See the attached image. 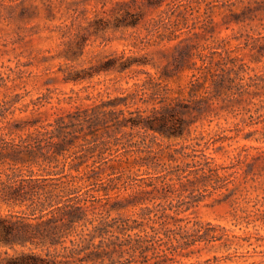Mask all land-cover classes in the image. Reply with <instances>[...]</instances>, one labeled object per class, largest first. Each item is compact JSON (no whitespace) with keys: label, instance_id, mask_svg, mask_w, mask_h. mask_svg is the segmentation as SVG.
Segmentation results:
<instances>
[{"label":"rangeland","instance_id":"obj_1","mask_svg":"<svg viewBox=\"0 0 264 264\" xmlns=\"http://www.w3.org/2000/svg\"><path fill=\"white\" fill-rule=\"evenodd\" d=\"M0 220V264H264V0H0Z\"/></svg>","mask_w":264,"mask_h":264},{"label":"trees","instance_id":"obj_2","mask_svg":"<svg viewBox=\"0 0 264 264\" xmlns=\"http://www.w3.org/2000/svg\"><path fill=\"white\" fill-rule=\"evenodd\" d=\"M61 129L62 128L60 126L55 127L54 130L50 131L48 136V138L52 140L55 153H60L62 149H65V144L70 143L71 141L70 138H68V133L64 131L62 132ZM26 235L25 230L16 228L14 223L9 222L8 220H0V241L3 243L9 245L17 241L22 243L27 239ZM24 258L25 259L22 258L13 260L10 264H38L39 259L33 254L25 255Z\"/></svg>","mask_w":264,"mask_h":264}]
</instances>
